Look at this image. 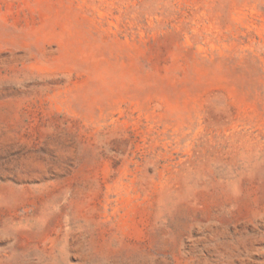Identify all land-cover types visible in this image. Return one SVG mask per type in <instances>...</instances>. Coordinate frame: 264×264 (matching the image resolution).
<instances>
[{
	"label": "rangeland",
	"instance_id": "obj_1",
	"mask_svg": "<svg viewBox=\"0 0 264 264\" xmlns=\"http://www.w3.org/2000/svg\"><path fill=\"white\" fill-rule=\"evenodd\" d=\"M0 264H264V0H0Z\"/></svg>",
	"mask_w": 264,
	"mask_h": 264
}]
</instances>
